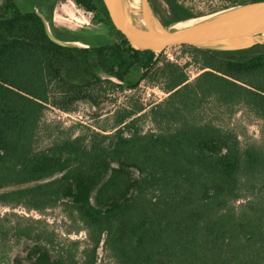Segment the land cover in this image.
<instances>
[{"label": "trees", "instance_id": "1", "mask_svg": "<svg viewBox=\"0 0 264 264\" xmlns=\"http://www.w3.org/2000/svg\"><path fill=\"white\" fill-rule=\"evenodd\" d=\"M72 1L115 39L61 46L35 8L0 3V190L12 188L0 193V203L41 214L61 207L87 242L77 259L80 241L55 244L26 216L15 233L46 246L41 264H98L101 246L113 264H264V149L243 147L234 130L203 118L212 100L264 121V42L192 48L201 73L190 81L181 66H160L159 53L130 48L102 0ZM258 1L229 0L223 8ZM149 3L164 27L198 17L179 0ZM145 80L163 81L169 94L151 110L156 129L137 127L134 116L144 109L137 106L118 112L110 133L93 130L38 147L49 106L70 111L97 88L132 90ZM131 168L138 179L130 178ZM9 231L0 227V264L8 259Z\"/></svg>", "mask_w": 264, "mask_h": 264}, {"label": "rangeland", "instance_id": "2", "mask_svg": "<svg viewBox=\"0 0 264 264\" xmlns=\"http://www.w3.org/2000/svg\"><path fill=\"white\" fill-rule=\"evenodd\" d=\"M3 1L0 0V3ZM16 1L21 9H29L27 0ZM39 1L45 2V0ZM179 1L191 8L198 15V18L220 12L225 9L224 6L229 4V0ZM52 2L53 0L45 2L46 5L39 3V6H35V9L40 10L42 7L44 13H50ZM58 17H62L65 21L58 19ZM156 17L154 15L155 21H157ZM50 19L55 33L62 32L78 37H89L93 40L95 46L109 43L106 38L98 37L99 34L103 33V29L100 25L93 23V14L79 7L72 0H58ZM259 40H264V35L260 36ZM224 44L227 45V42L220 43V45ZM194 47L207 49L200 45L189 44L168 47L159 53L161 62L159 65L162 66L163 62L177 64L188 73L189 80L192 81L201 73L193 57L192 48ZM164 85L163 81L145 80L136 89L124 91L102 86L95 90L96 94L93 95L92 99L76 102L70 111L49 106L41 119L37 135L38 147L40 149L46 148L57 140L76 137L84 133H90L93 130L104 134L110 133L115 127V115L124 108L131 109L137 106H143L144 108L142 112L134 116V118H139L137 127L144 132L154 130L156 126L151 118V110L156 105L163 103L168 97L169 94L166 92ZM203 118L204 120H211L214 124L225 129L234 130L238 134L243 147L255 144L264 149V121L245 107L239 106L236 110L231 111L220 108L214 101L210 100L204 109ZM113 166L118 167L117 164ZM127 171L132 180L138 179L139 173L136 169L131 168ZM11 189L0 190V193ZM94 201L95 195L93 193L92 202L94 203ZM22 216L32 217L36 222L29 224L32 225L35 232L40 231L48 236L49 240L54 241L55 244L59 241L64 243L67 240L80 241L76 256L77 259L81 258V251L87 242V233L83 229L76 231L75 224L65 219L61 207L48 209L41 214L34 210L26 211L22 207L12 209L0 203V219H4L0 222V227L5 226L10 229L8 234V259L1 264H41L42 258L48 252L43 244H36L32 240L15 233L14 226L18 224L21 227L27 225ZM37 220L41 223H37ZM97 263L113 264L109 253L102 246L98 250Z\"/></svg>", "mask_w": 264, "mask_h": 264}, {"label": "water", "instance_id": "3", "mask_svg": "<svg viewBox=\"0 0 264 264\" xmlns=\"http://www.w3.org/2000/svg\"><path fill=\"white\" fill-rule=\"evenodd\" d=\"M102 1L113 27L133 50L161 53L168 47L181 44L200 45L207 49H234L264 42L259 40L264 35V0L236 5L211 16L197 17L169 27H164L157 17L155 21L149 0H145V7L157 25L155 36L145 34L136 26L123 0ZM36 12L43 20L49 38L56 44L70 48L96 47L89 37L83 36L77 40L58 38L47 14L38 9ZM188 23L193 24L178 29V26ZM101 27L106 28L104 25ZM222 42H227V45H220Z\"/></svg>", "mask_w": 264, "mask_h": 264}, {"label": "bare ground", "instance_id": "4", "mask_svg": "<svg viewBox=\"0 0 264 264\" xmlns=\"http://www.w3.org/2000/svg\"><path fill=\"white\" fill-rule=\"evenodd\" d=\"M123 2L136 26L145 34L155 36L158 31L157 25L155 24L153 16L149 15L145 7V0H123ZM191 24L193 23L178 26V29H182L184 26Z\"/></svg>", "mask_w": 264, "mask_h": 264}, {"label": "flooded vegetation", "instance_id": "5", "mask_svg": "<svg viewBox=\"0 0 264 264\" xmlns=\"http://www.w3.org/2000/svg\"><path fill=\"white\" fill-rule=\"evenodd\" d=\"M48 1H51V0H45V2H48ZM58 0H53V2H52V5H51V7H50V11H51V13L53 14V10H54V7H55V4H56V2H57ZM27 2L29 3V5H28V7H29V9L30 8H35V6L37 7V6H39V3L41 4V5H46V3L45 2H40L39 0H27ZM48 5V4H47ZM27 6V5H26ZM26 9H28V8H26ZM57 33H59V34H61V35H63V36H68V37H74L75 35H73V34H63L62 32H57Z\"/></svg>", "mask_w": 264, "mask_h": 264}, {"label": "crops", "instance_id": "6", "mask_svg": "<svg viewBox=\"0 0 264 264\" xmlns=\"http://www.w3.org/2000/svg\"><path fill=\"white\" fill-rule=\"evenodd\" d=\"M58 19H62L63 21H65L62 17H58ZM60 21V20H59ZM61 22V21H60ZM62 23V22H61ZM100 25V24H97ZM102 26V25H101ZM103 29V33L99 34L98 37H103L106 38L108 41H112L114 36L109 32L108 28H102ZM108 37V38H107Z\"/></svg>", "mask_w": 264, "mask_h": 264}]
</instances>
